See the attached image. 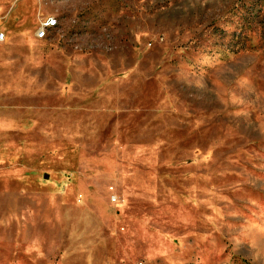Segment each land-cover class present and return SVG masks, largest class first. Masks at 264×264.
<instances>
[{
	"label": "rangeland",
	"instance_id": "obj_1",
	"mask_svg": "<svg viewBox=\"0 0 264 264\" xmlns=\"http://www.w3.org/2000/svg\"><path fill=\"white\" fill-rule=\"evenodd\" d=\"M1 32L0 264H264V0H0Z\"/></svg>",
	"mask_w": 264,
	"mask_h": 264
},
{
	"label": "built area",
	"instance_id": "obj_2",
	"mask_svg": "<svg viewBox=\"0 0 264 264\" xmlns=\"http://www.w3.org/2000/svg\"><path fill=\"white\" fill-rule=\"evenodd\" d=\"M58 25V19L54 16H50L45 18L40 27L38 28L36 32V36L39 39H44L48 36L49 30L56 27ZM6 39V34L4 32L0 33V41H4Z\"/></svg>",
	"mask_w": 264,
	"mask_h": 264
},
{
	"label": "bare ground",
	"instance_id": "obj_3",
	"mask_svg": "<svg viewBox=\"0 0 264 264\" xmlns=\"http://www.w3.org/2000/svg\"><path fill=\"white\" fill-rule=\"evenodd\" d=\"M100 204H101V203H100ZM102 206H103V205H102ZM100 207H101V206H100ZM103 207H104V209H105L104 212L108 213V211H107L108 209L105 208L106 206L104 205ZM100 209H101V208H100ZM101 211H102V210H101ZM104 216H106L105 213H104ZM104 216H103V217H104ZM109 216H111V215H108V217H109ZM111 217H112V216H111ZM110 219H112V218H110ZM108 221H111V220H108Z\"/></svg>",
	"mask_w": 264,
	"mask_h": 264
}]
</instances>
